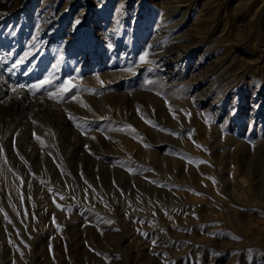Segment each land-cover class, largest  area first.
Segmentation results:
<instances>
[{"label":"rangeland","instance_id":"obj_1","mask_svg":"<svg viewBox=\"0 0 264 264\" xmlns=\"http://www.w3.org/2000/svg\"><path fill=\"white\" fill-rule=\"evenodd\" d=\"M0 264H264V0H0Z\"/></svg>","mask_w":264,"mask_h":264},{"label":"bare ground","instance_id":"obj_2","mask_svg":"<svg viewBox=\"0 0 264 264\" xmlns=\"http://www.w3.org/2000/svg\"><path fill=\"white\" fill-rule=\"evenodd\" d=\"M18 100V99H17ZM15 101H16V99H15ZM17 102V101H16ZM20 105V104H19Z\"/></svg>","mask_w":264,"mask_h":264}]
</instances>
